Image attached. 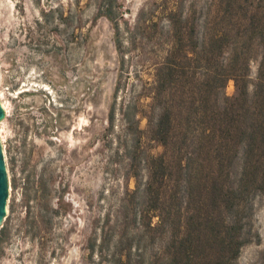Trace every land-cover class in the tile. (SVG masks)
<instances>
[{
	"label": "rangeland",
	"instance_id": "374dc122",
	"mask_svg": "<svg viewBox=\"0 0 264 264\" xmlns=\"http://www.w3.org/2000/svg\"><path fill=\"white\" fill-rule=\"evenodd\" d=\"M99 1L0 0V95L8 108L0 141L9 186L0 264H113L122 215L142 209L131 199L121 209L135 188L126 179L132 135L122 115L136 104L139 128H146L150 100L142 89L167 48L171 0H117L132 32L121 35V53L112 23L97 15ZM184 1L186 9L191 0ZM138 20L147 28L134 29ZM225 94H234L232 81ZM143 146L154 156L163 150L156 142ZM253 206L256 237L238 264H264V195ZM160 242H146L141 264Z\"/></svg>",
	"mask_w": 264,
	"mask_h": 264
},
{
	"label": "trees",
	"instance_id": "16d2710c",
	"mask_svg": "<svg viewBox=\"0 0 264 264\" xmlns=\"http://www.w3.org/2000/svg\"><path fill=\"white\" fill-rule=\"evenodd\" d=\"M198 1L185 9L184 0H171L167 8V48L142 89L150 100L146 128H139L136 104L122 115L132 135L126 179L135 188L121 209L126 199L143 206L122 215L113 264H141L155 236L161 244L146 264H238L256 237L253 201L264 195V0ZM97 15L112 23L121 53V35L130 31L122 6L100 0ZM142 26L138 20L134 29ZM145 141L162 152L151 155Z\"/></svg>",
	"mask_w": 264,
	"mask_h": 264
},
{
	"label": "water",
	"instance_id": "95a60500",
	"mask_svg": "<svg viewBox=\"0 0 264 264\" xmlns=\"http://www.w3.org/2000/svg\"><path fill=\"white\" fill-rule=\"evenodd\" d=\"M5 117V112L0 104V122ZM7 197H8V177L7 169L5 165L4 153L0 141V226L3 221V218L6 215V206H7Z\"/></svg>",
	"mask_w": 264,
	"mask_h": 264
},
{
	"label": "bare ground",
	"instance_id": "6f19581e",
	"mask_svg": "<svg viewBox=\"0 0 264 264\" xmlns=\"http://www.w3.org/2000/svg\"><path fill=\"white\" fill-rule=\"evenodd\" d=\"M0 104H1V107L4 110V112L8 113L7 105L3 102L1 95H0ZM0 134L2 135L1 129H0ZM1 140L3 141V136H1ZM7 209H8V207H6V211H7Z\"/></svg>",
	"mask_w": 264,
	"mask_h": 264
},
{
	"label": "flooded vegetation",
	"instance_id": "af4514ba",
	"mask_svg": "<svg viewBox=\"0 0 264 264\" xmlns=\"http://www.w3.org/2000/svg\"><path fill=\"white\" fill-rule=\"evenodd\" d=\"M9 187V186H8Z\"/></svg>",
	"mask_w": 264,
	"mask_h": 264
}]
</instances>
